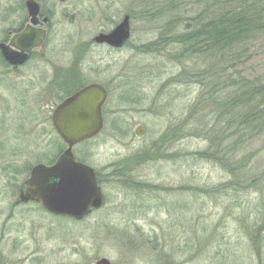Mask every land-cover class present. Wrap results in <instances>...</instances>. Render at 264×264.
Listing matches in <instances>:
<instances>
[{
  "label": "rangeland",
  "instance_id": "obj_1",
  "mask_svg": "<svg viewBox=\"0 0 264 264\" xmlns=\"http://www.w3.org/2000/svg\"><path fill=\"white\" fill-rule=\"evenodd\" d=\"M43 1L56 10L50 63L38 65L34 86H0V264H264V137L236 162L218 154L234 139L228 131L219 146L221 109L198 77L213 65L185 55L180 43L216 15L220 0ZM24 3L0 0V38ZM127 15L123 48L95 43ZM244 52L236 71L264 83V29ZM90 83L108 91L104 128L74 154L97 173L102 208L76 221L18 204L31 168L66 149L42 111L46 102ZM238 168L252 187L239 183Z\"/></svg>",
  "mask_w": 264,
  "mask_h": 264
},
{
  "label": "water",
  "instance_id": "obj_2",
  "mask_svg": "<svg viewBox=\"0 0 264 264\" xmlns=\"http://www.w3.org/2000/svg\"><path fill=\"white\" fill-rule=\"evenodd\" d=\"M65 1V0H60ZM27 8L33 23L40 6L33 0L27 1ZM130 17L127 15L110 33L99 34L94 40L98 44H107L113 48H122L130 39ZM44 34L28 28L15 36L11 45L30 50L40 47ZM28 45V47L21 45ZM3 55L11 64H18V54L2 44ZM107 100V91L100 84H90L66 98L52 114L53 126L59 137L67 145L55 164L37 165L32 169L30 178L23 185L21 201L40 203L52 214L83 220L103 205L102 188L97 181L94 169L76 160L73 149L80 143L100 134L104 127L103 106ZM143 134L142 128L137 135ZM96 264H111L101 259Z\"/></svg>",
  "mask_w": 264,
  "mask_h": 264
},
{
  "label": "trees",
  "instance_id": "obj_3",
  "mask_svg": "<svg viewBox=\"0 0 264 264\" xmlns=\"http://www.w3.org/2000/svg\"><path fill=\"white\" fill-rule=\"evenodd\" d=\"M225 3L227 6L223 7ZM216 9V15L201 24L199 30L191 32L188 28L180 43L186 46L185 55L201 54L203 64L213 65L198 77L204 88L209 86V96L221 109L219 146L229 139L228 136L222 139L228 131L234 139L229 144V152L218 149V154L227 157L230 153L236 162L247 143L255 137H264V83L252 82L236 71L249 40L264 29V0H220ZM214 143L211 140V147ZM237 170L244 181L239 183L252 187L255 182L251 176L240 172V168Z\"/></svg>",
  "mask_w": 264,
  "mask_h": 264
},
{
  "label": "flooded vegetation",
  "instance_id": "obj_4",
  "mask_svg": "<svg viewBox=\"0 0 264 264\" xmlns=\"http://www.w3.org/2000/svg\"><path fill=\"white\" fill-rule=\"evenodd\" d=\"M27 1L28 0H25L23 8H20L18 10H13L14 12H13V15H11V18L14 16H15V18L10 20V22H9V19L6 20V23L7 24L10 23V24L7 25L8 27L6 28L7 31H5L4 37L0 38V81H1L0 86H1V88L7 87V86L10 87L11 85H13V86L18 85L16 83H13L12 80H10V79L22 80V81H26V83H28V81H29V82H32V85L34 86L36 81L39 80L38 75L40 73L37 70L38 65H40V64L45 65L46 63H50V61L48 60V54L49 53L51 54V52L53 51V48H51V39L54 37L53 31H54L55 26H56V24H55V21H56L55 20V11L56 10L46 9L43 0H33V1L37 2L40 6V11H39V14L36 18V23H33L32 22L33 18H32V16H30L29 10L27 8ZM54 1H58L59 3L63 4L67 0H65V1L54 0ZM64 17H66V15H64ZM64 20H65V18H64ZM9 26H11V27H9ZM30 27L33 28L34 30H36L38 33L44 34L45 38H44V41L42 42V44L40 45V47H34L30 50H26L23 47L22 48L21 47L20 48L13 47L11 45L12 39L17 35L22 34L24 31H26ZM2 44L8 46L10 50H12L18 54V56H17L18 61L21 59H24V58H25V60L22 63H21V61L18 62V64H16V65L11 64L8 60H6V58L3 55V51L1 49ZM21 46L28 47V45H25V44H23ZM106 46L109 47L108 45H106ZM49 47H50V50H49ZM111 49H114V48H111ZM64 50H66V48H64ZM51 62H52V60H51ZM43 80H45L43 82L50 80L48 82V86L52 87V85H50V84H54L55 78H53L51 75L45 74L43 77ZM43 82H41V83H43ZM28 85H27V88H28ZM60 86H61L60 88H62V90L65 89L64 85H60ZM28 89L30 91V88H28ZM33 91L36 92V91H40V90L38 89L37 86H35ZM49 91H47V92H49ZM40 94L43 97L44 95H46V92H40ZM66 97L63 96L62 100L58 103H55L56 101L52 100V102L55 101L54 102L55 105L52 103L50 104V102L49 103L46 102V106H44L42 111L49 114L48 117L45 116V118H47V120H49V123L51 125H52V117L51 116H52L54 109ZM22 103H24V104L26 103V106H29L28 101H22ZM29 110H33L31 105L29 107ZM30 172H31V170H30ZM29 175H30V173H29ZM23 183L21 184V186L19 187V190L17 191L18 199H19L17 201V203L23 204V205L32 204V205H37L40 207V204L35 203L33 201H29L27 203H24L20 200Z\"/></svg>",
  "mask_w": 264,
  "mask_h": 264
}]
</instances>
